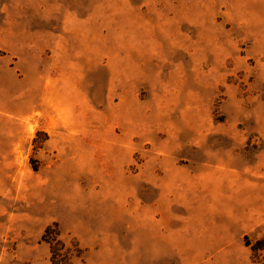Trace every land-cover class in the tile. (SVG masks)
Wrapping results in <instances>:
<instances>
[{"label":"rangeland","instance_id":"obj_1","mask_svg":"<svg viewBox=\"0 0 264 264\" xmlns=\"http://www.w3.org/2000/svg\"><path fill=\"white\" fill-rule=\"evenodd\" d=\"M48 227L75 264H264V0H0V264Z\"/></svg>","mask_w":264,"mask_h":264},{"label":"trees","instance_id":"obj_2","mask_svg":"<svg viewBox=\"0 0 264 264\" xmlns=\"http://www.w3.org/2000/svg\"><path fill=\"white\" fill-rule=\"evenodd\" d=\"M42 240L50 245L52 264H75L76 260H82V249L75 242L67 244L59 238L58 231L51 227L46 228Z\"/></svg>","mask_w":264,"mask_h":264},{"label":"bare ground","instance_id":"obj_3","mask_svg":"<svg viewBox=\"0 0 264 264\" xmlns=\"http://www.w3.org/2000/svg\"><path fill=\"white\" fill-rule=\"evenodd\" d=\"M15 24V23H14Z\"/></svg>","mask_w":264,"mask_h":264}]
</instances>
